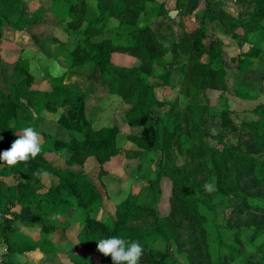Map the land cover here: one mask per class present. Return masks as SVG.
I'll list each match as a JSON object with an SVG mask.
<instances>
[{"label":"trees","instance_id":"trees-1","mask_svg":"<svg viewBox=\"0 0 264 264\" xmlns=\"http://www.w3.org/2000/svg\"><path fill=\"white\" fill-rule=\"evenodd\" d=\"M95 1L98 14L91 16L86 3L52 0V11L66 13L72 29L86 23L82 39L65 57L68 67L65 73L45 76L41 88H33L35 78L27 60L15 64L17 83L10 86L8 92L0 91V152L9 149L27 125L32 124L36 129L35 122L46 121V115L54 116L61 108L76 114L77 108L74 110L73 106L79 100L84 102L87 92L67 82V76L72 71L90 68L99 75L110 95L121 98L129 106L124 113L125 128L129 132L127 140L146 152L161 151L163 159L158 176L149 181L148 188L154 194L160 177L170 179V213L156 217L150 225H134L148 213L155 214V199L152 198L153 207L148 209L138 206L136 199L128 195L116 205L110 223L89 214L93 205L101 204V193L89 174L73 168L83 167L91 158L100 168L117 156L120 131L116 126L93 128L88 120L82 131L70 139L57 137L48 143L52 152L64 150L60 157L67 168L51 164L42 153L27 164L0 167V245L5 246L9 255L21 256L36 250L50 252L52 243L47 238L36 241L24 236L15 229L14 223L39 224L41 232L50 236L55 230L54 222H58L61 215L63 221L70 224L74 211L84 209L86 214L78 240L90 259H75L72 264H112L110 256L105 257L96 249L100 239L111 236L139 241L143 251L149 254L145 264H180L172 250L184 257L187 264H264V160L256 157L264 155V118L239 125L231 121V114L221 99L227 87L220 54L213 45L209 50L206 48V31L202 26L183 31L175 39L189 55L188 63L182 70L179 68L183 79L197 88L220 91L222 95L218 107L201 105L195 100L186 105L181 121L185 119L193 134L186 138L192 148L181 154L188 162L176 165L169 158L168 150L174 140H182L181 116L169 111L154 115L155 109L165 108L155 91L158 80L168 73L164 70L159 75L157 65L172 49L165 46L150 25H138L142 15L171 21L165 8L167 1ZM24 5V0H0V17L4 20L20 18ZM176 10H182L180 0L176 2ZM263 18L264 3H260L249 20L236 19L229 13H222L219 20L226 32L244 28L246 35L253 31L264 40ZM109 19L117 21L128 42L116 43L106 38ZM114 54L131 56L138 63L116 65L112 61ZM172 55L176 56L174 51ZM204 55L208 56L207 62H202ZM260 110L264 114V105ZM20 113L24 116L20 117ZM207 116L220 118V132L237 135L240 141L222 149L208 146L204 141ZM243 137L250 140L249 147L242 144ZM10 138H13L12 143ZM192 162L197 166L193 167ZM38 170L39 176L35 175ZM13 176L20 181L7 185L3 179ZM244 179L250 182L244 184ZM157 195H154L156 199ZM17 207L21 209L19 213L11 212ZM220 209L231 210L229 217L239 223L231 220L218 223L217 210Z\"/></svg>","mask_w":264,"mask_h":264},{"label":"rangeland","instance_id":"rangeland-1","mask_svg":"<svg viewBox=\"0 0 264 264\" xmlns=\"http://www.w3.org/2000/svg\"><path fill=\"white\" fill-rule=\"evenodd\" d=\"M73 1L86 3L91 16L98 14L95 0ZM222 1L227 3V6L234 7V10L226 9L228 12L223 13L230 12L229 14L236 19L246 20L252 17L258 4L264 3V0ZM24 2V10L20 18L4 20L0 17V91L4 92H8L10 86L17 83L18 78L14 74L13 67L20 60L29 62L30 71L35 78L33 88L36 89L42 87L41 83L45 76H59L65 73L68 68L65 57L73 50L77 41L82 39L86 25L84 23L80 28L72 29L66 13L57 9L52 11V0H24ZM224 2H221L223 6H225ZM186 3V0H180L183 11L176 10L175 3L170 11L175 10L177 14L171 21H161L147 15L140 16L138 20L139 26L150 25L165 46L171 47L176 54L173 57L172 51H170L157 65L159 75L163 74L164 70L166 73L168 70V73L162 80H158L155 91L156 98L165 103V108L154 110V115L161 116L169 111L172 115L179 113L181 116L179 118L182 140H174L168 150L169 158L176 165H183L184 161L188 162L181 154L192 148L191 142L186 138H191L193 134L185 119L183 118L181 121L185 115L186 105L195 100L201 105L218 107L219 98L222 95L220 91H205L203 87L197 88L183 79L179 68L181 69L188 63L189 55L175 43L176 37L183 31L194 30L202 26L206 31L204 39L206 48L209 50L213 45L220 54L226 71L225 83L227 87L226 93L221 99L231 114V121L239 125L241 122H254L264 118V114L260 110V107L264 105V40L259 39L253 31L246 35L244 28L226 32V28L219 20L221 14L213 24L209 21L204 22L203 9L214 4V0H200L197 3V8L191 9V22H189V14L184 12ZM196 11L199 12L195 15L196 21H192V16ZM262 25L264 26V18ZM106 31V38L112 39L116 43L128 42L122 36V31L114 19L108 20ZM62 46L63 48H61ZM112 61L120 66H132L138 63L135 58L123 54H114ZM207 61L208 56L204 55L202 62ZM67 82L81 91L87 92L86 100L84 102L79 100L80 102L73 106L74 110L77 108L74 112L76 114L68 112L66 108H61L54 116L46 115V121L35 122L37 125L35 130L41 135L40 153L44 154L46 160L51 164L59 168H67L60 157L64 150L60 153L50 151L48 146V143L51 142L50 139L60 137L68 140L74 134L81 132L88 120L93 128L116 126L120 131L117 139L120 149L117 156L100 168L93 158L88 159L83 167L73 168L81 173L89 174L101 193V204L93 205L89 214L110 223L114 218L116 205L124 201L128 195H132L138 206L148 209L153 207L152 198L155 199V214L148 213L134 225L147 226L154 223L156 217L168 216L172 197L170 179L166 176L160 177L154 194L148 188L149 181H154L158 176L159 163L163 159L161 151L146 152L127 140L129 132L125 128L124 113L129 106L121 98L110 95L99 75L90 68L84 67L76 72L68 73ZM23 116L24 114L20 113V117ZM31 125H27V127H31ZM221 130L220 118L207 116L204 127L207 134L204 139L205 143L210 147L222 149L240 141L237 135L221 133ZM9 140L11 143L13 142V138ZM242 144H246L248 147L251 145L247 137H243ZM256 157L264 160V155L260 154ZM191 164L193 167L197 166L196 163L192 162ZM51 179L55 182L54 178L51 177ZM3 180L7 185H14L20 181V178L13 176ZM248 182H250L249 179L243 180L244 184ZM154 195H157V199ZM220 210H217L218 223H224L227 220L239 223L229 217L231 210ZM20 211L19 207L11 209V212L19 213ZM85 214L84 209H77L70 218V224L63 221L61 215L58 222H54L55 230L50 236L41 232L42 226L39 224L15 222L14 227L20 234L36 241L47 238L52 243L51 249L53 250L50 249V252L36 250L18 256L7 254L5 246L0 245V264H72L75 259H90L89 254L81 248L78 240ZM157 248L161 249V246L158 245ZM245 250L247 254L251 253L247 247ZM172 252L180 264H187L184 257L176 253L175 250ZM148 256V252L143 251L139 264H145Z\"/></svg>","mask_w":264,"mask_h":264},{"label":"clouds","instance_id":"clouds-1","mask_svg":"<svg viewBox=\"0 0 264 264\" xmlns=\"http://www.w3.org/2000/svg\"><path fill=\"white\" fill-rule=\"evenodd\" d=\"M41 152V135L33 127H26L11 144L10 148L0 152V167H15L27 164ZM35 175L39 176L38 170ZM96 249L105 257L110 256L112 264H139L143 255V245L139 241H128L118 236L100 239Z\"/></svg>","mask_w":264,"mask_h":264},{"label":"crops","instance_id":"crops-1","mask_svg":"<svg viewBox=\"0 0 264 264\" xmlns=\"http://www.w3.org/2000/svg\"><path fill=\"white\" fill-rule=\"evenodd\" d=\"M167 1V0H166ZM187 3H186V7H185V13H188L189 14V17H188V21L191 22V9L194 7L197 8V3L200 1V0H186ZM214 4L210 5L208 8H205L203 9V13H204V22H210L211 24L215 23L216 22V19H219V15L222 14L223 12H228L229 9H232L234 10V7L231 6V5H228L227 6V3H225L224 1L222 0H214ZM221 2H224L225 3V6H223V4H221ZM175 3H176V0H168L166 2V6L165 8L170 11V9H172V7L175 6ZM228 11H227V10ZM200 10V9H199ZM198 11V10H197ZM194 12V15L192 16V21H196V16L199 12ZM191 12V14H190ZM230 13V12H229Z\"/></svg>","mask_w":264,"mask_h":264},{"label":"water","instance_id":"water-1","mask_svg":"<svg viewBox=\"0 0 264 264\" xmlns=\"http://www.w3.org/2000/svg\"><path fill=\"white\" fill-rule=\"evenodd\" d=\"M177 14V11H170L169 13H168V16H169V18L171 19V20H173L174 18H175V15Z\"/></svg>","mask_w":264,"mask_h":264}]
</instances>
